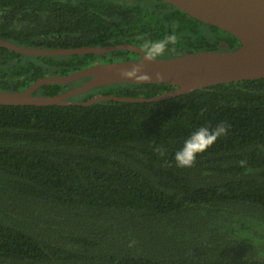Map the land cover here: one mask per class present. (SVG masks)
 I'll return each mask as SVG.
<instances>
[{"label":"trees","instance_id":"16d2710c","mask_svg":"<svg viewBox=\"0 0 264 264\" xmlns=\"http://www.w3.org/2000/svg\"><path fill=\"white\" fill-rule=\"evenodd\" d=\"M122 1L0 0V38L68 48L142 46L174 34L166 53L220 50L184 11ZM96 57L29 55L0 45V89L22 90ZM87 79L35 93H60ZM174 88L116 83L72 99L152 97ZM221 123L227 134L194 166L177 167L185 141ZM0 264H264V78L153 102L0 104Z\"/></svg>","mask_w":264,"mask_h":264},{"label":"water","instance_id":"95a60500","mask_svg":"<svg viewBox=\"0 0 264 264\" xmlns=\"http://www.w3.org/2000/svg\"><path fill=\"white\" fill-rule=\"evenodd\" d=\"M189 16L219 27L239 42L240 47L225 51H199L169 58L144 60L140 47L133 44L94 45L79 47H26L0 38V45L29 55H70L107 53L129 49L140 54L138 60L96 63L64 75H46L27 88L10 91L0 89L2 105H91L104 100L126 102H153L185 94L208 86L264 78V0H165ZM150 77L140 81L120 75L133 65H141ZM157 73L160 76H157ZM88 78L85 82L63 92L42 95L35 91L45 84H68ZM116 83H168L176 88L152 97L99 94L86 101L72 97L92 88Z\"/></svg>","mask_w":264,"mask_h":264},{"label":"clouds","instance_id":"9594fccd","mask_svg":"<svg viewBox=\"0 0 264 264\" xmlns=\"http://www.w3.org/2000/svg\"><path fill=\"white\" fill-rule=\"evenodd\" d=\"M141 39L143 38L141 37ZM176 40L177 38L174 34L168 35L159 41L145 40L142 45L144 60L152 62L158 57L163 56L170 50V45L174 46L176 44ZM142 71V64L133 65L130 69L122 71L120 75L127 79L149 80L150 77L146 74H141ZM157 76L159 77L160 74L157 73ZM227 131L228 128L223 123L218 124L211 130L206 127H200L185 141L183 148L176 152L175 160L177 167L194 166L197 155L210 148L220 136L227 134ZM240 163L243 165L246 162L241 161Z\"/></svg>","mask_w":264,"mask_h":264},{"label":"flooded vegetation","instance_id":"af4514ba","mask_svg":"<svg viewBox=\"0 0 264 264\" xmlns=\"http://www.w3.org/2000/svg\"><path fill=\"white\" fill-rule=\"evenodd\" d=\"M122 2H124V0ZM127 2L129 4H134L138 7L153 6L155 9L160 10L162 12H174L175 9H177L176 6H174L173 4H171L165 0H127ZM189 17H191V16H189ZM114 18H116L118 21H120V20H122V18H124V14L119 13L116 17L114 16ZM198 21L199 22L198 23L196 22L195 25L198 26L199 31L205 37L206 41H213V43H216L218 45V47H220V50H214V51H225V49H227L229 47L230 43L233 44L234 47H236V46L238 48L240 47V42L233 35H231L229 32H227V31H225L219 27H216L214 25L202 22L200 20H198ZM170 26H171V30L173 32L178 27V21L172 20L170 22ZM118 44H133V45H137L138 47H140L142 49V46L138 45L136 43H118ZM110 45H116V44H110ZM118 50H123L124 52L122 54H116V53H114V51H111V52H107V53L96 54L97 57L91 61L92 63L90 65H93L96 63H104V62L140 59V54L138 52H135V51H132L129 49H118ZM142 51H143V49H142ZM199 51H211V50H197V51H193V52H199ZM193 52H189L188 50H177L176 49L175 52L165 53L163 56H160L159 58H169V57H174V56H178L181 54H187V53H193ZM68 89H71V88H68Z\"/></svg>","mask_w":264,"mask_h":264}]
</instances>
